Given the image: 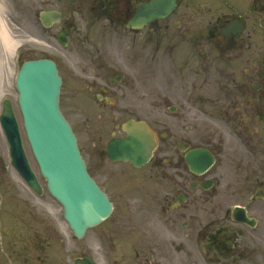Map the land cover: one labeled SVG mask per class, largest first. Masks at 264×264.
Returning a JSON list of instances; mask_svg holds the SVG:
<instances>
[{
  "label": "flooded vegetation",
  "instance_id": "1",
  "mask_svg": "<svg viewBox=\"0 0 264 264\" xmlns=\"http://www.w3.org/2000/svg\"><path fill=\"white\" fill-rule=\"evenodd\" d=\"M2 1L19 28L29 15L60 6V0ZM151 1L77 5L116 15L125 27ZM147 31L142 47L136 39L122 41L113 62L102 56L113 72L96 73L103 83H92L110 111L137 119L149 111L145 119L158 139L147 166L110 173L90 167L115 195L116 225L105 230L146 264H224L226 257L229 264H264V197H255L264 190V0H176ZM86 77L88 93V66ZM195 149L214 159L201 172L187 159ZM236 193L245 200L230 202ZM238 204L242 214L233 213Z\"/></svg>",
  "mask_w": 264,
  "mask_h": 264
},
{
  "label": "rangeland",
  "instance_id": "2",
  "mask_svg": "<svg viewBox=\"0 0 264 264\" xmlns=\"http://www.w3.org/2000/svg\"><path fill=\"white\" fill-rule=\"evenodd\" d=\"M65 4L66 1L61 0V5L64 6ZM2 15L7 25L8 23L10 24L8 17L4 14ZM74 16L77 21V29L74 31L72 43L69 45L68 49H60L57 51V49L49 47L47 44L43 45V49L52 53L57 52L56 54L60 56L59 59L62 71L67 70L73 72L71 75L72 78H69L68 81L67 79L65 80L61 93V108L78 135L79 145L87 162L89 157L91 163L96 160L97 163L102 164L104 169V167H109V163L105 162L103 165L102 159H104V157L101 155L103 150L101 148L103 144L106 145L111 135L118 129L117 124H120L123 118L121 114H118L120 118H116V113L111 112L107 106L99 102L95 92L92 91H88L87 108L85 104L87 93H85L84 90L86 80L83 73L86 62H84V54L78 53L84 46L81 41L85 39V37L82 38L81 35L85 31L86 26L91 24V41H93V43L100 41L101 43H98V45H103V42L111 43V47H115V49L117 42L121 40L130 41L136 39L139 40L138 44L142 47L143 41H147L150 38L147 30H142L137 35L134 33H127L126 29L119 26L117 21H111L104 16H89L87 13L84 14V11L74 14ZM18 31L24 33L19 36L27 37L28 39H30L31 36L40 39L49 38L53 45L57 46L54 40L55 38L50 37L52 31H44L42 38L40 36L41 30L38 23L31 18L28 19L25 29H18ZM19 40L23 41L20 38ZM37 44L40 45L38 42L28 41L29 46ZM53 49L56 51L53 52ZM91 51L95 56L97 55L94 47ZM81 53H83V49ZM1 54L2 56L4 54L2 49L0 50V57ZM5 57L4 75L1 80L3 91L0 92V95L12 99L18 120L20 124H22V116L17 102L18 93L13 83V73L18 67L16 60L14 58L12 60V55L9 56L8 53H5ZM89 60L88 72H97L98 69L95 65L98 64V58L90 56ZM88 75H91L88 77V81L94 79L92 74L88 73ZM73 88H75V92ZM77 88H79L80 92H77ZM148 97L150 96H147V101ZM157 100H160V98ZM152 102L154 103V100ZM141 112L143 114L140 115H147L150 113L149 111L142 110ZM24 140L28 154L32 159V152L25 135ZM6 162H9L8 145L0 128V167ZM32 162L35 165L33 159ZM36 168L35 165V169ZM96 168L95 165H92V169ZM0 179L2 180L0 181V224L3 226L2 233L5 236V238H3L1 235L3 240H1L0 243V253L5 250H10L15 244L21 245L23 240L22 234H25V239L28 242L29 255H37L38 252L41 254L37 260L34 258L32 260L29 259L27 264H39L41 262H47L49 264H74L75 257L83 254L88 255V244H90V251L97 261V264H146L141 261V256L135 253L132 255V252L120 246L119 243L121 242V238H119V242L117 243L118 249L111 245L110 242L112 241V237L110 233H103L102 231L106 223L91 228L86 232L84 237L77 238L64 219L62 205L50 195L46 189L43 178L45 190L41 196H37L29 190L13 170L9 177L3 176V178L0 177ZM244 199L245 198L241 197L239 193H236L230 202H242ZM117 215L116 212L115 216L117 217ZM6 220L7 225L4 224ZM20 221L26 222V227L18 225ZM43 225L45 226L46 234H44L43 247L40 248L41 243L37 235L41 231L40 226ZM46 227L53 229V231L51 233L47 232L48 230ZM188 231H191V228H189ZM11 244L12 246L10 247ZM125 251H128L131 256L127 255ZM12 256L11 253L6 256L7 260H5V264L15 263L11 259ZM176 258H179V256H176Z\"/></svg>",
  "mask_w": 264,
  "mask_h": 264
},
{
  "label": "water",
  "instance_id": "3",
  "mask_svg": "<svg viewBox=\"0 0 264 264\" xmlns=\"http://www.w3.org/2000/svg\"><path fill=\"white\" fill-rule=\"evenodd\" d=\"M156 8V11L162 9L159 6ZM170 9L164 7V10ZM152 16L154 14L137 15L132 22L136 25L148 21ZM18 85L29 139L48 178L49 188L63 202L65 215L75 233L83 236L88 226L101 221L108 214L110 204L89 176L76 139L59 111L60 78L52 62L31 61L24 64ZM1 119L11 144L14 163L21 171L27 170L28 175L26 171L22 173L39 190L24 154L9 102ZM126 128L129 130L128 136L113 139L108 151L114 159H129L137 165L142 164L150 152L146 136L133 121L128 122ZM76 264L94 263L84 258L77 259Z\"/></svg>",
  "mask_w": 264,
  "mask_h": 264
},
{
  "label": "bare ground",
  "instance_id": "4",
  "mask_svg": "<svg viewBox=\"0 0 264 264\" xmlns=\"http://www.w3.org/2000/svg\"><path fill=\"white\" fill-rule=\"evenodd\" d=\"M18 45V41L13 39L3 17L0 15V48L4 51V54L0 60V67L1 69L4 67L5 64V53H8L9 56L13 53L15 47ZM2 78H0V92L3 91Z\"/></svg>",
  "mask_w": 264,
  "mask_h": 264
}]
</instances>
